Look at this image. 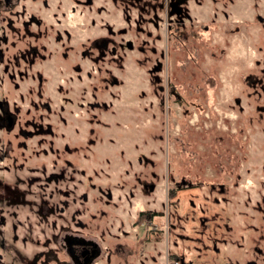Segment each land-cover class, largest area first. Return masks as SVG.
I'll list each match as a JSON object with an SVG mask.
<instances>
[{
  "label": "flooded vegetation",
  "instance_id": "flooded-vegetation-1",
  "mask_svg": "<svg viewBox=\"0 0 264 264\" xmlns=\"http://www.w3.org/2000/svg\"><path fill=\"white\" fill-rule=\"evenodd\" d=\"M261 1L0 0V264H110L117 252L87 222L102 220L103 235L112 239L125 222L102 211L92 216L101 205L131 216L134 229L153 225L162 241L153 210L133 212L135 183L145 194L155 189L134 171L135 140L116 157L97 155L105 142L125 145L123 134L104 137L111 125L103 120L116 114L108 112L114 105L104 92L122 84L115 74L132 54L159 73L163 40L197 54L220 30L219 17L230 22L231 33L264 30ZM204 6L206 20L194 10ZM235 7L242 8L241 19H235ZM246 80L264 96V71ZM125 161V175L134 183L122 186L118 203L110 188L93 180L104 164ZM136 162L142 174L148 164L155 166L144 155Z\"/></svg>",
  "mask_w": 264,
  "mask_h": 264
},
{
  "label": "rangeland",
  "instance_id": "rangeland-1",
  "mask_svg": "<svg viewBox=\"0 0 264 264\" xmlns=\"http://www.w3.org/2000/svg\"><path fill=\"white\" fill-rule=\"evenodd\" d=\"M261 5L264 18V0ZM240 9L235 7V19H241ZM194 10L207 19L208 7ZM222 21L213 44L193 56L163 40L159 73H150L152 64L137 62L139 55L132 54L124 71L115 74L122 84L104 92L114 105L108 112L116 111L103 120L111 125L104 137L123 134L125 145L105 142L97 155L116 157L135 140L134 171L155 189L145 194L135 183L133 212L152 209L162 232L160 242L153 225L134 229L131 216L101 205L92 216L102 211L125 222L115 239L103 235L102 220L87 222L117 252L110 264H264V110L257 108L264 107V96L246 80L264 71V30L231 33L230 22ZM140 155L155 165L148 164L143 174L136 162ZM102 168L93 183L110 188L115 199L122 186L127 190L134 183L125 175L126 161ZM95 192L89 189L92 201Z\"/></svg>",
  "mask_w": 264,
  "mask_h": 264
}]
</instances>
